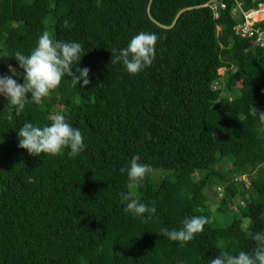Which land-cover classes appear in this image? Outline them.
<instances>
[{
    "label": "trees",
    "instance_id": "obj_1",
    "mask_svg": "<svg viewBox=\"0 0 264 264\" xmlns=\"http://www.w3.org/2000/svg\"><path fill=\"white\" fill-rule=\"evenodd\" d=\"M210 1L0 0V77L11 66L23 83L15 53L30 55L44 31L80 43L72 70L90 69L87 86L65 76L19 116L0 95V264H210L221 252L253 253L246 233L264 232V123L252 115L253 105L264 113V49L235 33L243 19L232 11L264 0L218 1L216 19ZM255 27L264 31V19ZM140 32L157 35L155 58L132 75L111 51ZM55 114L80 131L78 156L18 146L25 123L50 125ZM135 155L153 169L132 190L155 206L151 219L125 212L120 197L129 190L120 169ZM192 216L211 222L184 247L161 235Z\"/></svg>",
    "mask_w": 264,
    "mask_h": 264
},
{
    "label": "clouds",
    "instance_id": "obj_2",
    "mask_svg": "<svg viewBox=\"0 0 264 264\" xmlns=\"http://www.w3.org/2000/svg\"><path fill=\"white\" fill-rule=\"evenodd\" d=\"M263 5L260 4L262 7ZM99 6L100 0H97V7ZM65 24L67 25V21ZM157 39L154 33L140 32L130 40L126 48L119 51L112 49V63L122 62L130 74H138L151 66L155 58ZM83 51L80 43L54 41L51 34L44 31L30 55L25 56L19 51L15 53V60L23 69V83H18L12 78L16 75V71L9 66L12 76L0 77V95L9 101L8 105L14 108L15 114L19 116L24 112L27 103L42 104L43 99L49 97L60 86L65 76L71 79L73 87H76L80 81H83V86H87L90 83V69L77 68L75 72L72 70L73 66L80 62ZM28 94H31L30 99ZM252 115H258L260 121L264 123V113H258L254 105ZM8 118H12L11 114ZM17 135L18 146L37 157L41 154L56 156L64 149L70 148L68 154L71 158H75L85 147L80 131L66 122L62 114L53 115L50 125L43 127L34 126L30 122L25 123L17 131ZM139 160V155H135L127 169H120L122 173L127 172V188L129 189L127 192H121L120 197L123 202H126L125 212H131L137 217H145V214H148L147 219H151L156 212L155 206L148 207L141 203L139 197L132 191L153 171L151 165L139 163ZM242 180H244L243 177L236 179V181ZM210 222L208 217L192 216L183 220V226L179 230L170 231L167 227L162 228L161 235L170 241L180 242V246L184 247L195 238L196 234L202 233L204 226ZM246 235L256 242L252 254L245 251H240L238 255L221 252V255L211 260L210 264H264V232L248 231Z\"/></svg>",
    "mask_w": 264,
    "mask_h": 264
},
{
    "label": "built area",
    "instance_id": "obj_3",
    "mask_svg": "<svg viewBox=\"0 0 264 264\" xmlns=\"http://www.w3.org/2000/svg\"><path fill=\"white\" fill-rule=\"evenodd\" d=\"M218 1L221 0H211L209 3L204 5L210 7L215 19L218 18L220 9L225 8L223 3H219L220 8H218L216 4ZM261 11L262 6L259 5L257 8L245 12L241 9L240 3L236 2V8L234 11H232V15L235 16L238 12L243 19L241 23L235 25V33L242 37L251 38L254 45L260 46L264 49V31H261L255 27V23L264 18L258 17V14H260Z\"/></svg>",
    "mask_w": 264,
    "mask_h": 264
},
{
    "label": "rangeland",
    "instance_id": "obj_4",
    "mask_svg": "<svg viewBox=\"0 0 264 264\" xmlns=\"http://www.w3.org/2000/svg\"><path fill=\"white\" fill-rule=\"evenodd\" d=\"M263 9H264V5L262 7V10ZM48 32L50 33V31H48ZM218 72L220 75H224L225 69H219ZM237 86H239V83L237 84ZM206 197L208 199L207 202H208L209 209H212V208L214 209L215 205L213 204V202L216 199V195H214V193H212L210 191H206ZM233 203H234L233 204L234 207L241 206L243 208L245 206V204H243L242 198L239 196L234 199ZM231 217H232V214L218 215L216 218L215 226H220V225H223L225 223H228L230 221ZM248 223H249V219L243 218V224L247 225Z\"/></svg>",
    "mask_w": 264,
    "mask_h": 264
},
{
    "label": "bare ground",
    "instance_id": "obj_5",
    "mask_svg": "<svg viewBox=\"0 0 264 264\" xmlns=\"http://www.w3.org/2000/svg\"><path fill=\"white\" fill-rule=\"evenodd\" d=\"M260 16H261V17H260ZM258 17H260V18L264 17V9L261 11L260 14H258Z\"/></svg>",
    "mask_w": 264,
    "mask_h": 264
}]
</instances>
